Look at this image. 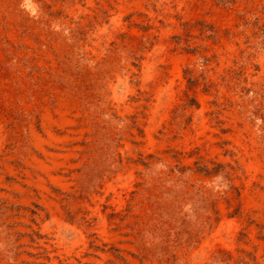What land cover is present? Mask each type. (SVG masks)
Returning <instances> with one entry per match:
<instances>
[{
	"label": "rangeland",
	"instance_id": "374dc122",
	"mask_svg": "<svg viewBox=\"0 0 264 264\" xmlns=\"http://www.w3.org/2000/svg\"><path fill=\"white\" fill-rule=\"evenodd\" d=\"M0 264H264V0H0Z\"/></svg>",
	"mask_w": 264,
	"mask_h": 264
},
{
	"label": "bare ground",
	"instance_id": "6f19581e",
	"mask_svg": "<svg viewBox=\"0 0 264 264\" xmlns=\"http://www.w3.org/2000/svg\"><path fill=\"white\" fill-rule=\"evenodd\" d=\"M38 137V136H37ZM40 140H41V138H40ZM40 142V144L43 142V141H39ZM42 146V145H41Z\"/></svg>",
	"mask_w": 264,
	"mask_h": 264
}]
</instances>
